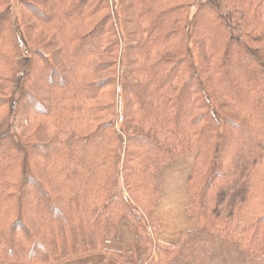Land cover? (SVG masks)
Listing matches in <instances>:
<instances>
[{"label":"trees","instance_id":"16d2710c","mask_svg":"<svg viewBox=\"0 0 264 264\" xmlns=\"http://www.w3.org/2000/svg\"><path fill=\"white\" fill-rule=\"evenodd\" d=\"M22 1L0 0V264H264V0ZM186 158L197 227L163 243Z\"/></svg>","mask_w":264,"mask_h":264},{"label":"crops","instance_id":"0c3cea01","mask_svg":"<svg viewBox=\"0 0 264 264\" xmlns=\"http://www.w3.org/2000/svg\"><path fill=\"white\" fill-rule=\"evenodd\" d=\"M177 162H179V164H181L180 160L176 161V163ZM173 163H175V162H173ZM170 165H168V167H166V169L164 171V175H163L162 192L164 193V197L167 196V195H165V192L163 191L165 188V185H166V181H167L166 176L168 173H166V171ZM178 192H179V194H178ZM171 197L174 198L175 204L169 206V204L161 201L160 203H158V205L154 211V217L160 225V232L158 234V239L163 243L175 244L176 242H178V239L182 233L188 232V231L193 230L197 227V220H196V218L188 216L186 214V208L190 204V202H189V199L186 195L185 185L182 187L181 190L177 191L175 189V194ZM162 203H164V205ZM177 204H181V207H178ZM175 207H176V212L174 213ZM167 211H169L170 214H168L169 216L166 217V220H167V218H171L172 220H174L173 222L175 224L177 222V225H180V226H177L175 229L174 228L173 229H167L164 226V224L166 223V220H164L163 217L166 215L165 212H167ZM176 213H177V215H176ZM175 217H177V220ZM178 222H180V224ZM104 260H105V257H103V256H94V257L83 259V260L68 262L66 264H95V263L103 262ZM108 264H114V263L109 261Z\"/></svg>","mask_w":264,"mask_h":264},{"label":"rangeland","instance_id":"374dc122","mask_svg":"<svg viewBox=\"0 0 264 264\" xmlns=\"http://www.w3.org/2000/svg\"><path fill=\"white\" fill-rule=\"evenodd\" d=\"M23 1L22 0H11V9L12 11H8L10 6L6 9L5 7V11H8L7 14L9 13L10 15H14V16H18L20 15L21 13V10L22 9V5H23ZM0 14H1V9H0ZM105 13H102L100 14L99 16L96 17V19L100 18L102 15H104ZM46 40H43V42H45ZM181 161V164H179V162H175V163H172L169 168L167 169L166 173L167 176V181H166V185H165V188H164V192H165V196L164 197V193H163V198L161 201H163L164 203H167L170 205H173L175 204L174 203V198L171 197L175 194V186L178 184V183H182L183 186L185 185V182H186V177H187V173L191 167V164H192V158H186L184 160H180ZM165 171V170H164ZM164 171H163V174H162V184H163V175H164ZM165 173V174H166ZM160 201V202H161ZM159 202V203H160ZM164 203H162L164 205ZM161 204V205H162ZM178 207H181V204H177ZM176 212V207L174 209V213ZM166 215L163 217L164 220H166V217H168L170 214L169 211L165 212ZM177 215V213H176ZM157 218V217H156ZM176 220H177V217H175ZM158 219V218H157ZM159 220V219H158ZM174 220H172L171 218H167L166 220V223L164 224V226L167 228V229H175L177 226H180V225H177V222L176 224L173 222ZM180 224V222H178ZM15 240H17V238H15ZM43 242V241H42ZM43 245L45 246V248L48 249V245L43 242ZM18 248V247H17ZM154 258H156V254L154 253ZM169 264H180L178 262H172V263H169Z\"/></svg>","mask_w":264,"mask_h":264},{"label":"bare ground","instance_id":"6f19581e","mask_svg":"<svg viewBox=\"0 0 264 264\" xmlns=\"http://www.w3.org/2000/svg\"><path fill=\"white\" fill-rule=\"evenodd\" d=\"M182 187H183V184H182V183H178V184L175 186L174 189H176V190L178 191V190H181ZM178 194H179V192H178Z\"/></svg>","mask_w":264,"mask_h":264}]
</instances>
